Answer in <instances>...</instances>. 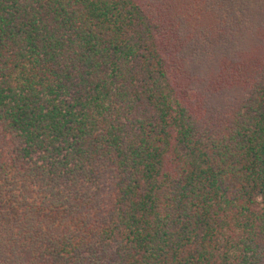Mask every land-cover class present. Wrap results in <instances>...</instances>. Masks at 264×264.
Returning a JSON list of instances; mask_svg holds the SVG:
<instances>
[{"label":"trees","instance_id":"trees-1","mask_svg":"<svg viewBox=\"0 0 264 264\" xmlns=\"http://www.w3.org/2000/svg\"><path fill=\"white\" fill-rule=\"evenodd\" d=\"M0 264H264V0H0Z\"/></svg>","mask_w":264,"mask_h":264}]
</instances>
